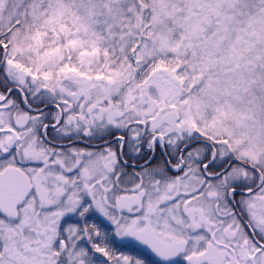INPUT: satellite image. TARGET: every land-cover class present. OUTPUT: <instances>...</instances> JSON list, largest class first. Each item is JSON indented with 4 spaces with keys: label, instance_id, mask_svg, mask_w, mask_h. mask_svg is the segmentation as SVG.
Returning <instances> with one entry per match:
<instances>
[{
    "label": "snow or ice",
    "instance_id": "obj_1",
    "mask_svg": "<svg viewBox=\"0 0 264 264\" xmlns=\"http://www.w3.org/2000/svg\"><path fill=\"white\" fill-rule=\"evenodd\" d=\"M0 264H264V0H0Z\"/></svg>",
    "mask_w": 264,
    "mask_h": 264
},
{
    "label": "flooded vegetation",
    "instance_id": "obj_2",
    "mask_svg": "<svg viewBox=\"0 0 264 264\" xmlns=\"http://www.w3.org/2000/svg\"><path fill=\"white\" fill-rule=\"evenodd\" d=\"M157 155H159V151H157Z\"/></svg>",
    "mask_w": 264,
    "mask_h": 264
}]
</instances>
